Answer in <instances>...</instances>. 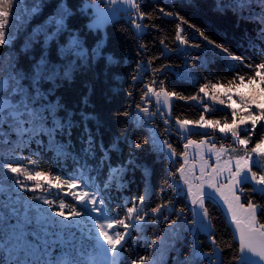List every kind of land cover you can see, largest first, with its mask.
Instances as JSON below:
<instances>
[{"label":"snow or ice","instance_id":"snow-or-ice-1","mask_svg":"<svg viewBox=\"0 0 264 264\" xmlns=\"http://www.w3.org/2000/svg\"><path fill=\"white\" fill-rule=\"evenodd\" d=\"M0 264H264V0H0Z\"/></svg>","mask_w":264,"mask_h":264},{"label":"trees","instance_id":"trees-1","mask_svg":"<svg viewBox=\"0 0 264 264\" xmlns=\"http://www.w3.org/2000/svg\"><path fill=\"white\" fill-rule=\"evenodd\" d=\"M162 3H170L169 1H165V0H161ZM185 2H190V0H185ZM189 18H191L192 20H194L195 22L197 23H203L204 20H203V17L198 13V12H187L185 13ZM175 59V58H173ZM177 63H179V61H176ZM170 79H172L174 81V83H179L177 80H176V75L173 73L172 75H170L169 77ZM185 111H187L189 113V115L191 117H194L197 113H196V110L195 109H186ZM68 190L65 189L64 191H61V192H57L56 189H53L52 190V193L53 195H59V196H65L66 195V192ZM137 191V189L135 187H133L132 189V193L135 194ZM68 200H71V197H67ZM75 203V202H73ZM148 237L149 239H154L155 237L152 235L151 232L148 233ZM140 249H141V254H143V249H144V244L143 242H141V245H140Z\"/></svg>","mask_w":264,"mask_h":264},{"label":"rangeland","instance_id":"rangeland-1","mask_svg":"<svg viewBox=\"0 0 264 264\" xmlns=\"http://www.w3.org/2000/svg\"><path fill=\"white\" fill-rule=\"evenodd\" d=\"M165 1H169L170 2V0H165Z\"/></svg>","mask_w":264,"mask_h":264}]
</instances>
